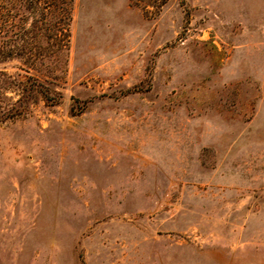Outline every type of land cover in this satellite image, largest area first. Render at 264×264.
Wrapping results in <instances>:
<instances>
[{"label":"rangeland","instance_id":"obj_1","mask_svg":"<svg viewBox=\"0 0 264 264\" xmlns=\"http://www.w3.org/2000/svg\"><path fill=\"white\" fill-rule=\"evenodd\" d=\"M144 3L0 62V264H264V0Z\"/></svg>","mask_w":264,"mask_h":264},{"label":"trees","instance_id":"obj_2","mask_svg":"<svg viewBox=\"0 0 264 264\" xmlns=\"http://www.w3.org/2000/svg\"><path fill=\"white\" fill-rule=\"evenodd\" d=\"M74 0H0V62L22 58L33 64L66 51ZM167 0H145L160 8Z\"/></svg>","mask_w":264,"mask_h":264},{"label":"crops","instance_id":"obj_3","mask_svg":"<svg viewBox=\"0 0 264 264\" xmlns=\"http://www.w3.org/2000/svg\"><path fill=\"white\" fill-rule=\"evenodd\" d=\"M194 257L202 260L204 264H230L231 257L230 254L225 253H206L198 252L191 253L190 255H173L169 260H163L161 257L154 259L155 264H194ZM245 260V259H244ZM235 261H238V264H241V255L238 254L235 256ZM188 262V263H184ZM236 264V263H235Z\"/></svg>","mask_w":264,"mask_h":264}]
</instances>
